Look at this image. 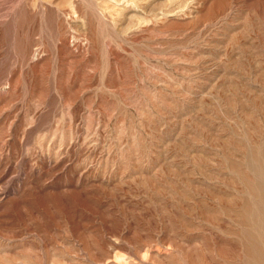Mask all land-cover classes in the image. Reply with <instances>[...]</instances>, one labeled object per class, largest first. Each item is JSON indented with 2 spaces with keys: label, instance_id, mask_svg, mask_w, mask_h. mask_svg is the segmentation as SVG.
<instances>
[{
  "label": "rangeland",
  "instance_id": "374dc122",
  "mask_svg": "<svg viewBox=\"0 0 264 264\" xmlns=\"http://www.w3.org/2000/svg\"><path fill=\"white\" fill-rule=\"evenodd\" d=\"M0 264H264V0H0Z\"/></svg>",
  "mask_w": 264,
  "mask_h": 264
},
{
  "label": "bare ground",
  "instance_id": "6f19581e",
  "mask_svg": "<svg viewBox=\"0 0 264 264\" xmlns=\"http://www.w3.org/2000/svg\"><path fill=\"white\" fill-rule=\"evenodd\" d=\"M247 175V174H246ZM248 176V175H247Z\"/></svg>",
  "mask_w": 264,
  "mask_h": 264
}]
</instances>
